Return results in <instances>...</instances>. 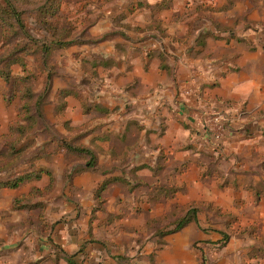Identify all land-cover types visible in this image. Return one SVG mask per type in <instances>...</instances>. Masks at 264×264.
I'll return each mask as SVG.
<instances>
[{"label":"crops","instance_id":"0c3cea01","mask_svg":"<svg viewBox=\"0 0 264 264\" xmlns=\"http://www.w3.org/2000/svg\"><path fill=\"white\" fill-rule=\"evenodd\" d=\"M94 1L87 34L53 53L47 83L37 85L47 132L28 139L37 149L83 132L75 145L92 151L97 169L51 152L29 170V181L1 188L0 264H124L121 256L134 254L129 239L163 205L196 200L203 175L208 186L217 174L240 190L264 186V54L229 43L222 12L213 13L221 31L205 19L211 12L194 14L205 4L216 10L221 0ZM3 105L0 134L16 120L14 107ZM215 115L226 125L217 146L204 133ZM251 161H260V176L249 177ZM108 182L99 205L96 192ZM49 187L46 198L14 209L17 198Z\"/></svg>","mask_w":264,"mask_h":264},{"label":"rangeland","instance_id":"374dc122","mask_svg":"<svg viewBox=\"0 0 264 264\" xmlns=\"http://www.w3.org/2000/svg\"><path fill=\"white\" fill-rule=\"evenodd\" d=\"M18 1L15 4L25 10L24 19L29 32L38 40H50L52 37L45 34L43 26L38 22L39 13L37 14L38 9L45 4L46 0ZM96 3L94 0H59L57 6H60L61 10L59 15L63 16L65 21L73 27V32L79 37V35L87 34V23H92L95 19V14L91 12L90 7ZM209 6L206 4L201 6L204 7L203 12H211V14L205 16V19L215 24L219 31L222 30L223 26L214 23L213 13L222 12L220 14L225 15L227 27L225 26L224 29L227 32H222L221 35L225 34V38L229 43L235 40L243 47L244 51L264 54V0H221L216 10L214 8L211 11L206 10ZM196 9H193L194 14L198 15L199 18L203 14L197 12ZM30 41H27L28 44H30ZM62 48L66 47H52L47 57V64H43L40 55L37 53L23 54L20 57L26 63L25 70L22 69L20 64L9 66L6 63L9 70L5 73L10 75L11 81L6 82L0 76L2 83L0 103L3 101L6 110L14 107L16 112V120L9 124L6 133L0 134V138L7 137L10 134V127L14 122L27 127L28 130L23 135L16 136L13 134V136L0 141V183L12 182L23 176L33 178L29 170L35 168L40 162L50 159L53 153L62 154L67 164L70 160H82H80L78 154L65 151L62 148L63 144L59 141L55 140L52 144L46 142L41 147L34 149L35 142L28 139L33 134L47 132V119L44 114L45 105L41 100V94L36 91V88L38 83L46 85V73L48 71L52 72L53 53ZM30 57L34 59L32 65L28 60ZM18 71L19 75H16L15 73ZM23 77H29V81H25V84H29L33 94L31 114L36 119L33 124L26 120V117L20 116V108L28 101V98H26L23 88L18 86L22 83L15 81L21 80ZM36 113H39V116L35 115ZM30 125L31 130H29ZM204 133L210 135L205 128ZM80 134L83 135L84 133L78 132L75 137ZM57 136H54V139ZM14 141H17L15 150H21L18 157H16L18 153L15 154L12 150ZM51 152L53 153L51 154ZM86 161L81 162L85 163ZM251 162L249 167H251L250 172L253 174L249 177L256 176V174L260 176V172L257 170L260 161ZM20 168H27V170L25 169L20 174L18 173ZM231 173L234 172L229 171V175ZM40 175L41 172L36 174L35 178H39ZM50 176L52 178V175ZM218 176L219 178L215 180L210 179V185L208 186L207 175H203L202 186L195 191L196 200L185 203L184 199L187 198L180 197L171 206L166 204L160 207L162 215L157 219L149 220L143 228L144 231L139 236L129 239V242L126 243L134 254L127 253L121 256L123 263L260 264L264 262V219L261 216L264 212V186L247 185L246 188L240 190L236 184L228 180L223 181L225 176L220 178V174L215 175V177ZM52 183L53 179L50 185ZM49 189L50 187L47 190L36 188L35 190L39 191L37 198H46L50 193ZM244 193L247 195L238 200V197ZM258 193H261V195L259 196ZM182 194L186 197L188 192L183 191ZM210 198H213V200H210ZM97 200L101 205L100 200L98 198ZM102 200L104 199L102 198ZM192 208H197V221L191 222L178 232L171 233L177 223ZM37 210L44 216L43 206L38 207ZM41 219L43 220L42 216ZM39 232L42 235L44 233V236H48L49 240L53 241L52 237L49 236V230L43 224H41Z\"/></svg>","mask_w":264,"mask_h":264},{"label":"trees","instance_id":"16d2710c","mask_svg":"<svg viewBox=\"0 0 264 264\" xmlns=\"http://www.w3.org/2000/svg\"><path fill=\"white\" fill-rule=\"evenodd\" d=\"M59 0H46L45 4L38 9L37 14L39 13L38 22L40 25L43 26L45 34L51 36L50 40H38L36 39L27 28V24L24 19L25 10L21 9L15 3H18V0H0V76L6 80V82H10L11 78L9 74L5 72L9 70V67H6V63L9 66L14 64H20L23 70H25L26 63L24 60L21 59V55H27L32 53H37L40 55V59L43 64H47V57L49 52L52 50V47H67L70 46L75 42V38L77 37L76 33H74L73 27L65 21L61 14L60 6H57V2ZM204 7H197V12L202 11ZM206 10H214L213 7H207ZM68 20V19H67ZM28 40L30 44H28ZM19 81L22 83L21 88H23L24 94L26 93V98L28 101L25 102L20 108V116L23 118H27L26 120L30 121L31 124L35 123V117L31 114V101L33 99V94L31 91V87L29 84H25V81H29V77H23L21 80H16L15 82ZM23 95V93H22ZM35 115L39 116V113ZM16 124V125H15ZM19 123L14 122L11 124L10 127V134L7 137L0 138V141L3 139H7L13 134L23 135L27 130V127L22 125H18ZM18 126V127H17ZM35 126V125H34ZM32 127L30 125L31 130ZM85 133L82 135L75 137L73 140L69 142H64L62 148L67 152H73L78 154L80 160L82 161L87 160L85 164L89 167L97 169L96 157L92 153V151L86 147H82L79 145H75L79 139H81ZM12 150L15 152L16 157L19 156L21 150H15L17 141L12 143ZM2 170V168H1ZM82 168H77L70 172L69 177H72L78 173H80ZM29 176L19 177L15 181L12 182H2L0 183V188H17L23 182L29 180ZM108 182L101 186L97 191V198L100 200L102 204L103 200L101 198L103 192L106 190ZM39 191L33 190L29 195H25L23 197L17 198L14 201V209L20 210L24 208H28V205L23 204L24 201L33 200L37 196ZM260 196L261 193H258ZM43 206L41 204L36 205V207ZM44 207V206H43ZM197 208H192L188 211V214L185 215L176 225L175 229L171 231V233L178 232L179 230L183 229L186 225L190 224L191 222H196L197 217ZM43 217V215H42ZM70 263L71 259L69 260Z\"/></svg>","mask_w":264,"mask_h":264},{"label":"built area","instance_id":"2783aa9c","mask_svg":"<svg viewBox=\"0 0 264 264\" xmlns=\"http://www.w3.org/2000/svg\"><path fill=\"white\" fill-rule=\"evenodd\" d=\"M204 124L206 132L212 135L216 146L219 145L226 132L225 118L222 115L208 117Z\"/></svg>","mask_w":264,"mask_h":264}]
</instances>
